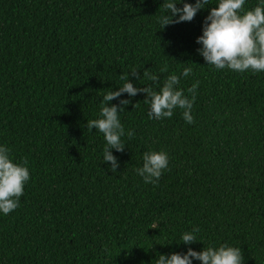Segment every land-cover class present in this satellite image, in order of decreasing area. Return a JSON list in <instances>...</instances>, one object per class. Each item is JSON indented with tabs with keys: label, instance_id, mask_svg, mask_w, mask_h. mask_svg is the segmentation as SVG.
<instances>
[{
	"label": "trees",
	"instance_id": "trees-1",
	"mask_svg": "<svg viewBox=\"0 0 264 264\" xmlns=\"http://www.w3.org/2000/svg\"><path fill=\"white\" fill-rule=\"evenodd\" d=\"M165 2L0 0V146L30 171L19 207L0 212V264H156L223 244L240 248L244 264H264V72L217 70L197 51L219 0L163 29ZM186 67L178 88L191 98L199 82L193 124L179 108L150 119L146 93L110 102L130 100L119 113L126 148L112 150L119 167L110 171L103 134L86 127L103 96L124 73L147 87L145 70L162 83ZM149 151L169 157L155 185L135 171ZM193 228L197 242L183 244Z\"/></svg>",
	"mask_w": 264,
	"mask_h": 264
},
{
	"label": "clouds",
	"instance_id": "clouds-1",
	"mask_svg": "<svg viewBox=\"0 0 264 264\" xmlns=\"http://www.w3.org/2000/svg\"><path fill=\"white\" fill-rule=\"evenodd\" d=\"M181 0L180 3H182ZM178 3L168 0L162 7L167 10L168 15L161 16L159 23L163 27L191 22L197 13L209 4V0H196V3H184L182 8ZM245 0H219L217 7H212L203 25V35L197 38L196 43L202 45L197 51L208 63L215 66L217 70L228 68L243 73L247 70L253 72H264V0L253 10L244 11ZM179 19H174V17ZM167 67L161 72H167ZM192 69L184 68L180 75L175 73L167 76L161 83L160 77L152 74L150 70L143 72V78L152 83L147 87H134L129 82V73H124L120 79L124 81L119 91H108L101 103L99 119L87 120L88 131L98 130L103 134L106 141L103 149L104 163L111 162V169L116 173L119 164L112 150L123 153L125 145L122 137L125 136V128L119 119V113L130 103L128 99H121L120 105H110V102L118 99L123 94L135 97L139 93H146L147 98L143 101L150 105L148 116L150 119L162 120L171 118L174 110H182L183 119L188 124H193L194 117L191 114L196 100V90L199 87L197 81L187 89L191 98L185 95L182 88H178L180 78L188 77ZM131 75L139 79V71H131ZM158 89V90H157ZM139 105L137 103L135 108ZM134 131H128L127 136L131 139ZM11 149L0 146V212L7 215L19 207L20 198L24 194L25 184L30 180V171L27 160L22 163H14ZM169 157L167 153L160 151H149L143 154V166L136 168V173L143 177L145 183L157 184L163 172L168 169ZM198 228L192 232H186L182 236L183 244L191 245L197 242L193 233H198ZM193 259L201 261L202 264H244L243 252L240 248L230 247L227 244L219 248L213 246L205 247L203 251L197 252L188 249L186 254L174 253L171 256L159 255L156 264H192Z\"/></svg>",
	"mask_w": 264,
	"mask_h": 264
}]
</instances>
